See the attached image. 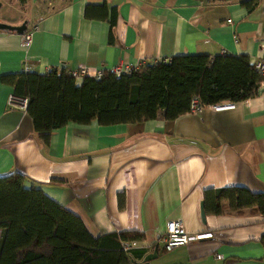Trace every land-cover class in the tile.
Wrapping results in <instances>:
<instances>
[{
  "label": "crops",
  "instance_id": "1",
  "mask_svg": "<svg viewBox=\"0 0 264 264\" xmlns=\"http://www.w3.org/2000/svg\"><path fill=\"white\" fill-rule=\"evenodd\" d=\"M241 1H4L12 13L0 22H24L22 32L30 33L24 45L22 32L0 29V77L25 65L38 73L92 70L178 54L243 53L252 62L264 54V0L250 11ZM11 93L0 78V174L22 173L25 184L76 215L92 237L140 233L138 246L117 264H264V215L231 209L226 199L212 213L202 202L203 190L232 185L264 193L262 80L252 97L215 103L228 108L204 106L170 120L159 109L132 123L67 122L44 140L24 107L8 101ZM168 220L211 237L163 251L157 239ZM154 244L155 255L143 260Z\"/></svg>",
  "mask_w": 264,
  "mask_h": 264
},
{
  "label": "trees",
  "instance_id": "2",
  "mask_svg": "<svg viewBox=\"0 0 264 264\" xmlns=\"http://www.w3.org/2000/svg\"><path fill=\"white\" fill-rule=\"evenodd\" d=\"M258 1L240 4L250 11ZM0 78L12 85V96L25 98L32 129L43 140L67 122L132 123L155 117L159 109L170 120L187 112L192 97L205 105L238 102L254 96L260 81L243 53L178 54L118 76L103 69L99 79L83 75L77 83L63 67ZM221 199L231 209L264 215L262 192L235 185L205 189L203 209L217 213ZM140 236L129 231L92 237L76 215L25 184L22 173L0 174V264H117L128 255L120 241ZM259 240L264 258V235Z\"/></svg>",
  "mask_w": 264,
  "mask_h": 264
},
{
  "label": "built area",
  "instance_id": "3",
  "mask_svg": "<svg viewBox=\"0 0 264 264\" xmlns=\"http://www.w3.org/2000/svg\"><path fill=\"white\" fill-rule=\"evenodd\" d=\"M35 26H32V29H34ZM29 31L22 32L21 36V43L26 45L29 42ZM169 57L158 59L160 61H167ZM140 66L138 63L135 64H117L110 66L109 68H105L112 72L114 76H118L120 73H129L130 71L134 70ZM252 66L255 71V73L260 77V80L264 82V54L257 56L252 61ZM104 68H96L89 70L83 66L75 67V68H67L66 71L71 74L74 77V81L77 83L81 76L87 75L90 77H93L94 79H99L102 70ZM22 71H28V67L25 65L22 67ZM9 102H16L20 106H24L25 104V98H16L12 95L8 98ZM204 106H208L211 109H221V108H228L231 107V103H225V104H209L204 105L201 104L196 97H192L189 101L188 105V112L195 114L199 112ZM211 237L210 231H203V232H186L182 230L181 223L179 220H168L165 223L164 231L161 235H159L157 239V243L160 244V247L163 251H168L173 247L185 245L192 241H197L202 238ZM156 243V244H157ZM138 246V240L130 239V240H121L120 241V247L123 251L131 250L132 248H135ZM214 257L216 259L220 258L219 254H214Z\"/></svg>",
  "mask_w": 264,
  "mask_h": 264
},
{
  "label": "water",
  "instance_id": "4",
  "mask_svg": "<svg viewBox=\"0 0 264 264\" xmlns=\"http://www.w3.org/2000/svg\"><path fill=\"white\" fill-rule=\"evenodd\" d=\"M24 27H25L24 22H22L21 24H18V25H14V26L0 22V29L15 30L18 33L22 32L24 30ZM199 216H200V219L203 220L204 213H203V209H202V202L199 203ZM156 247H157V245L154 244L152 250L149 253H147L145 256H143V260H147V259L153 257L156 253Z\"/></svg>",
  "mask_w": 264,
  "mask_h": 264
},
{
  "label": "rangeland",
  "instance_id": "5",
  "mask_svg": "<svg viewBox=\"0 0 264 264\" xmlns=\"http://www.w3.org/2000/svg\"><path fill=\"white\" fill-rule=\"evenodd\" d=\"M0 1H2L1 3L2 4H0V15L1 14H4L5 16H10L11 14L10 13H12V11L11 10H9V8H5L4 6H3V3H4V1H8V0H0Z\"/></svg>",
  "mask_w": 264,
  "mask_h": 264
}]
</instances>
